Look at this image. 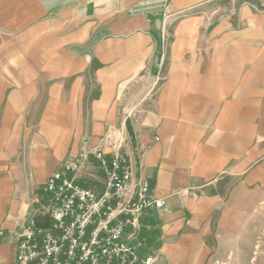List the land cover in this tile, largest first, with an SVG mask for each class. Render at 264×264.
Returning <instances> with one entry per match:
<instances>
[{"label":"crops","instance_id":"obj_1","mask_svg":"<svg viewBox=\"0 0 264 264\" xmlns=\"http://www.w3.org/2000/svg\"><path fill=\"white\" fill-rule=\"evenodd\" d=\"M223 1L0 0L6 263L48 177L83 150H114L107 136L166 201L142 219L154 264L250 260L264 212V7L219 12Z\"/></svg>","mask_w":264,"mask_h":264},{"label":"built area","instance_id":"obj_2","mask_svg":"<svg viewBox=\"0 0 264 264\" xmlns=\"http://www.w3.org/2000/svg\"><path fill=\"white\" fill-rule=\"evenodd\" d=\"M106 139L111 152L83 150L48 177L14 260L0 264H154L153 226L142 219L166 201L146 177L134 179L127 156Z\"/></svg>","mask_w":264,"mask_h":264},{"label":"rangeland","instance_id":"obj_3","mask_svg":"<svg viewBox=\"0 0 264 264\" xmlns=\"http://www.w3.org/2000/svg\"><path fill=\"white\" fill-rule=\"evenodd\" d=\"M250 3L254 5L256 8L262 10L264 7V4H262V0H224L222 3V6L220 7L219 12H225V11H230L232 9H237L238 8V3ZM240 3V4H241ZM210 7L209 8H215L217 5L215 2L209 3ZM218 12V13H219ZM174 22L170 20L169 18L164 20L162 23V26L159 30L158 36V49H157V56H158V61L161 65L159 68L160 71L163 68V64H165V61L167 59L168 51H169V46L172 40V33H173V27H174ZM157 78L159 77V73L157 75ZM260 241L258 244H255L254 246L249 249L246 255L249 257V261H246L244 264H264V212L260 214ZM150 239V238H149ZM152 240V239H151ZM255 258V259H254Z\"/></svg>","mask_w":264,"mask_h":264}]
</instances>
